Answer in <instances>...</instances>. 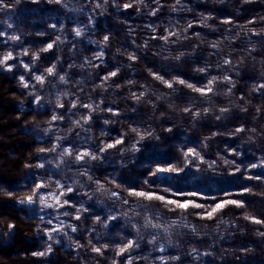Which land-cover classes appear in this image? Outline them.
Masks as SVG:
<instances>
[{"label": "trees", "instance_id": "16d2710c", "mask_svg": "<svg viewBox=\"0 0 264 264\" xmlns=\"http://www.w3.org/2000/svg\"><path fill=\"white\" fill-rule=\"evenodd\" d=\"M3 3L0 59H12L0 66V264H264V224L245 219L264 220V0ZM213 77L207 96L186 86ZM65 149L89 156L77 162ZM158 167L183 171L153 177ZM36 184L44 187L34 203H18ZM129 190L203 207L183 211ZM227 200L244 207L226 204L207 218ZM129 240L139 247L116 256ZM49 245L48 255H32Z\"/></svg>", "mask_w": 264, "mask_h": 264}, {"label": "snow or ice", "instance_id": "6c2138e0", "mask_svg": "<svg viewBox=\"0 0 264 264\" xmlns=\"http://www.w3.org/2000/svg\"><path fill=\"white\" fill-rule=\"evenodd\" d=\"M17 2H18V0H17ZM176 2L179 3L180 0H176ZM245 2H248V0H245ZM0 7H10V5H6V4L3 3V0H0ZM124 7H125V8H129V7H131V5H129V4H125ZM224 23H231V21H224ZM250 23H251V21H250ZM9 27H11V25H9ZM189 27H192V25L189 24ZM2 35H4V33H3V32H0V36H2ZM76 35L79 36V35H80V32L77 31V32H76ZM169 35H172V34L170 33ZM197 35H199V33H197ZM10 39H12V40H18L19 37H17V36H12V37H10ZM108 39H109L108 36H105V37H104V40H105V41H107ZM153 39H156V38L153 37ZM160 39H165V40H166L167 37H160ZM213 47H215V45H213ZM52 48H53V44L49 43V44L46 46V48L42 49L41 51H45V52H47L49 49H52ZM24 54L27 55L28 53L25 52ZM33 58H34V59L37 58L35 54H33ZM10 59H12V54L9 52V53H7L2 59H0V66L5 65V63H6L8 60H10ZM129 59H131V60H135L136 57L133 55V56H130ZM224 63H225V64H228L229 61L225 60ZM25 67L27 68L28 66L25 65ZM54 67H55V66H53V67H48V68L46 69L47 73H48L50 76H51V75H54ZM8 70H9V71L11 70V66H8ZM197 71H198V72H201V73H204V72L207 71V69H206V67H201V68H198ZM152 75H153V78H154V79H157V80L162 81V82H163L167 87H169V88H173V84L170 83L168 80H165L164 77H163L162 75H159L158 73H152ZM116 76H117V72L113 71V72H110V73L108 74V76L104 77V79L107 80V79H109L110 77H116ZM24 79H25V78H24L23 76L20 77L21 83H23V86H24L25 88H27V87H28V84L24 83ZM35 79H36V81H38V82H40V83H44V82H45V81H44V78H43L42 75H37V76H35ZM59 79H60L61 81H64V80H65V77H64V76H60ZM215 80H216V77H213L212 79L208 80L207 85H204L203 87H196V86H194V85L191 84V83H187L186 86H187L188 88L192 89L193 91H195V92H197V93H200L202 96H207L209 93H211V92L213 91L211 85L213 84V82H214ZM224 80H225V81L229 80V77H228V76H225V77H224ZM177 82H178L180 85H185V84H186V81L183 80V79H179ZM130 83H131V81H130ZM259 87H260V88H264V84L259 85ZM133 95H135V94H133ZM141 95H142V94H141ZM39 99H40V97H36V100H37V101H39ZM72 106H73V107H76L75 104H73ZM83 107H84V108H90L91 105L84 104ZM108 111L112 112V109L109 108ZM185 111L187 112V111H189V109L186 108ZM205 111H207V109H205ZM220 111H221V112H225V111H227V109L221 108ZM112 114H113V115H117L118 113L113 112ZM51 119H52V121H56L57 119H63V116L61 115V116L58 117L57 115H53V116L51 117ZM83 119H84V121L87 123L88 120H89L90 118L87 117V116H84ZM217 119H220V117H217ZM105 123H107V121H105ZM133 131H135V129H133ZM236 131L239 132V131H242V129L237 128ZM141 139H143V137H141ZM123 142H124L123 139H117V140L115 141L114 144H106L103 148H100L99 151H100V152H106L108 149H112V148L116 147V145L122 144ZM134 148H135V146H134ZM135 150H136V151H139L138 148L135 149ZM45 151H49V150H48V149H45V148H41V149H39V152H41V153H43V152H45ZM50 151H53V152L56 151L55 146H54L52 149H50ZM65 153L68 154V155H73V154H75V159H76L77 162L82 161L85 157L89 156V153H88V152H84V153H75V152H72V153H70V152H68L67 149H65ZM192 154H193V153H192L191 151H189L188 153H185L186 156H187V155H192ZM196 155H199V153H196ZM91 159H92V160H97V159H100V157H99V156H96V155H92V156H91ZM226 163H227V161H226ZM232 163H234V162H232ZM25 166H26V167H29L30 165H25ZM36 167H44V165H43V164H38V165H36ZM252 167H256V165H252ZM180 171H183V169H176V168H172V167H169V168H159V167H158V168L156 169L155 172L151 173V175H152L153 177H156L157 174H161V173H176V174H179ZM236 171H240V169L237 168ZM256 179L259 180L260 177L257 176ZM146 183H148V182L146 181ZM42 187H44V185H42V184H36V188L33 189L32 194L25 196L23 199H20V200L18 201V203H20V204H24V203L26 202L27 204L32 205V204L34 203V196L36 195V189H39V188H42ZM248 191H249V189H247V188L244 189V192H248ZM72 192H73V188H72V187H67L65 191H62V192L60 193V195H61V196H67L69 193H72ZM242 194H243V193H241V195H242ZM8 195L11 196L12 194H11V193H8ZM112 195H113V196H116L117 193L113 192ZM128 195H129V196H134V197H137V198L147 199V200H149V201H151V200H159V201L162 202V203L173 204V205L176 206V209H180V210H183V211H187L190 205H191L192 207H195V208H201V207H203V205L195 204V203H193V202H191V201L180 202V201H176V200H169V199H166L164 196H162V195H157L156 193H153V192L129 190V191H128ZM179 195H184V194H183V193H180ZM188 195H189V196H197L198 194H197V193H189ZM40 199H41V203L43 204V203H44V199H43V197H41ZM124 203L127 204L128 201L125 200ZM226 204H227V205H234V206H236V207H238V208H242V207H244V202L241 201V200H227V201H224V202H221V203H216V204H215V207L212 209V211L207 213V218H212L213 213L222 210ZM57 205H59L60 207H63V206H66V205H67V206H71V205H69V201H68L67 199H65V200L61 203L60 200H59V198H57ZM47 207H52V205H47ZM64 215H69V213H68V212H65ZM75 218H76V219H80L79 216H77V217H75ZM99 219H100V218L97 217V220H99ZM108 219H115V217H111V216H110V217H108ZM245 219H250L253 223H256V224H264V220H260V219H257V218H255V217H248V216H246ZM49 223H50V222H49ZM14 227H15V226H14L13 224H9V225H8V228H9L10 230L14 229ZM152 227H157V225H152ZM50 231H52V232H58L59 230H58V229H51ZM73 231H75V229H73ZM51 238H52V237L49 236V239H51ZM154 240H155V236H153V241H154ZM153 241H149V243H152ZM105 247H106V246H105ZM138 247H139V243H138L137 241L129 240L126 244H124L123 246L119 247V248L116 250L115 255H116V256H120V257H124V255H125L130 249H134V248H138ZM92 251H93V252H96L97 254H102V250H101V248H98V247H93ZM161 251H163V249H161ZM51 252H52V247H51V245H49V246L46 248L45 251L34 252V253H32V255H33L34 257H44V256L48 255V254L51 253ZM172 259H177V257H172ZM113 264H118V262L115 261V260H113ZM119 264H131L130 258H129L128 260H124V259H122V260L119 262Z\"/></svg>", "mask_w": 264, "mask_h": 264}]
</instances>
